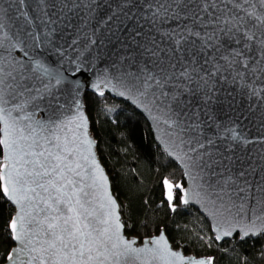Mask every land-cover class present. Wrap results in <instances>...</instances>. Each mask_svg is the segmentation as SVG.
I'll return each mask as SVG.
<instances>
[{"label": "snow or ice", "instance_id": "1", "mask_svg": "<svg viewBox=\"0 0 264 264\" xmlns=\"http://www.w3.org/2000/svg\"><path fill=\"white\" fill-rule=\"evenodd\" d=\"M82 83L151 114L191 181L163 179L172 212L195 197L216 241L264 233V0H0V192L17 209L6 264H215L162 231L143 247L124 234Z\"/></svg>", "mask_w": 264, "mask_h": 264}, {"label": "trees", "instance_id": "2", "mask_svg": "<svg viewBox=\"0 0 264 264\" xmlns=\"http://www.w3.org/2000/svg\"><path fill=\"white\" fill-rule=\"evenodd\" d=\"M92 134L121 206L129 236L141 241L165 230L172 244L187 255L215 257V264H264V235L219 243L209 220L195 207L179 204L172 212L163 179L186 186L180 167L158 145L146 118L124 101L110 95L85 96ZM13 206L0 192V264L14 247L8 224Z\"/></svg>", "mask_w": 264, "mask_h": 264}, {"label": "water", "instance_id": "3", "mask_svg": "<svg viewBox=\"0 0 264 264\" xmlns=\"http://www.w3.org/2000/svg\"><path fill=\"white\" fill-rule=\"evenodd\" d=\"M89 76H92V73L89 72L88 73ZM71 79V77H70ZM95 81V77H93V82ZM105 91V95H110L112 98L116 99V100H119V101H124V102H127L128 104H130L133 108H135L138 112H140L145 118L146 120L148 121V123L150 124V127L153 131V134L155 136V139L158 143V145L161 147V149L163 150V152L171 159L173 160L175 163L178 164V166L180 167V169L182 170L183 172V167L182 165L180 164L179 161L175 160L173 157H170L168 155V152H169V149L168 147L166 146V144L164 143V137H163V134L161 131L157 130L156 128V125H155V122L151 119V114L147 113L146 111H144L141 107H138V105L136 103H133V100L131 99H128L127 97H120L118 94H117V90H114V89H111L110 86L109 88H105L104 89ZM87 93H92V94H96V92L88 85V84H84L82 83V86L79 90V92L76 94V97L80 100L81 102V105H82V110L85 114V116L87 117V121H88V135L89 137L92 139L93 141V145H92V153L94 154L95 156V159H96V162L99 164V167H100V170L102 171V174L104 177H106V187H107V190L108 192L111 194V196L116 200L117 202V205H118V211L120 212L121 214V220L122 222H125L124 220V217H123V213H122V206L117 198V196L115 195L114 191H113V187H112V181H111V178L105 168V166L103 165L100 157H99V154H98V141L96 140V138L94 137V135L92 134V127H91V121H90V118L88 116V113H87V110H86V102H85V96ZM67 95V93H66ZM99 96V95H97ZM104 96H99V97H104ZM69 99V104L71 105V100H72V97H68ZM75 112V109L73 107V113ZM71 114V113H70ZM184 179L186 181V186L185 187H190L191 186V181L188 180L185 176H184ZM4 195V194H3ZM5 197V196H4ZM5 199L13 206L14 208V215L16 213V206L9 200L5 197ZM183 206H193L195 208H197L210 222L211 226H212V230H213V233L214 235L217 234V229H216V220L212 217V215L210 214V211L209 209L200 201L197 200V198L195 197H191L190 198V202L187 204V205H184L182 204ZM164 236H165V239L167 241V245L168 247L173 250V251H176V252H179L181 253L184 257L186 258H192V259H195V260H199V259H205L207 257H197L195 255H187L184 251L183 248H177L175 247L172 242L169 240L168 236L166 235V232L165 230H162ZM128 238L130 239H135L137 241L136 243V247H143L144 246V241H151L152 239L156 238L158 235H155L151 238H147L143 241H141L140 239L138 238H135V237H132V236H129L126 232V229H125V233H124ZM264 233L262 234H258V235H249L248 237H244L243 239H248V238H257L259 236H263ZM240 237L242 236V232L239 231V229H237L236 232L233 233V236L231 237H225L223 239H221L220 241H218L219 243H222L224 241H227V240H231L235 237ZM15 246V245H14ZM149 247H152L151 244H149ZM6 264V263H5ZM154 264H161V262L157 261V262H154Z\"/></svg>", "mask_w": 264, "mask_h": 264}, {"label": "rangeland", "instance_id": "4", "mask_svg": "<svg viewBox=\"0 0 264 264\" xmlns=\"http://www.w3.org/2000/svg\"><path fill=\"white\" fill-rule=\"evenodd\" d=\"M166 195H167V189H166ZM173 195L175 196V192H174V189H173Z\"/></svg>", "mask_w": 264, "mask_h": 264}]
</instances>
